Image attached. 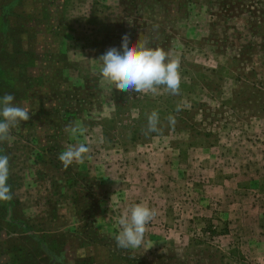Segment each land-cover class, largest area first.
Listing matches in <instances>:
<instances>
[{"label":"rangeland","instance_id":"rangeland-1","mask_svg":"<svg viewBox=\"0 0 264 264\" xmlns=\"http://www.w3.org/2000/svg\"><path fill=\"white\" fill-rule=\"evenodd\" d=\"M124 34L180 59L179 94L103 82L98 58ZM6 93L30 119L0 145V264H264V0H0ZM134 203L157 215L119 248Z\"/></svg>","mask_w":264,"mask_h":264},{"label":"clouds","instance_id":"clouds-1","mask_svg":"<svg viewBox=\"0 0 264 264\" xmlns=\"http://www.w3.org/2000/svg\"><path fill=\"white\" fill-rule=\"evenodd\" d=\"M131 25V23L129 22ZM150 41L139 36L135 43H131L129 35L124 34L120 48L110 47L98 59L101 62L100 76L103 82L114 85L122 92L159 94L161 87L170 94H179L181 84L180 59L173 58L161 47H150ZM14 95L6 93L0 97V145L8 141L13 128L22 121L30 119V109L14 104ZM177 105L176 111H181ZM170 125H174L176 118L169 115ZM159 113L153 110L147 116V127L144 134L157 133L159 127ZM71 136H83L86 129L76 125L65 129ZM89 148L83 143L67 147L58 154V160L64 168L73 163H82ZM10 175L9 156L0 154V201L12 199L11 186L8 183ZM157 215L156 210L145 203H134L116 221L119 231L114 239L117 247L136 249L142 242L148 224Z\"/></svg>","mask_w":264,"mask_h":264}]
</instances>
